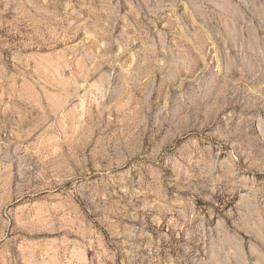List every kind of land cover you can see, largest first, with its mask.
Returning <instances> with one entry per match:
<instances>
[{
	"label": "rangeland",
	"instance_id": "374dc122",
	"mask_svg": "<svg viewBox=\"0 0 264 264\" xmlns=\"http://www.w3.org/2000/svg\"><path fill=\"white\" fill-rule=\"evenodd\" d=\"M264 0H0V264H259Z\"/></svg>",
	"mask_w": 264,
	"mask_h": 264
},
{
	"label": "crops",
	"instance_id": "0c3cea01",
	"mask_svg": "<svg viewBox=\"0 0 264 264\" xmlns=\"http://www.w3.org/2000/svg\"><path fill=\"white\" fill-rule=\"evenodd\" d=\"M251 255H255V258L259 261V264H264V232L259 236V247L251 249Z\"/></svg>",
	"mask_w": 264,
	"mask_h": 264
}]
</instances>
